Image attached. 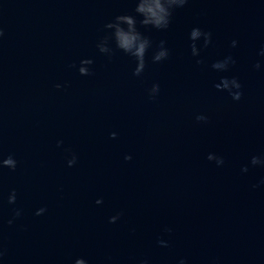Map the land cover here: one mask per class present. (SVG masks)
Wrapping results in <instances>:
<instances>
[{"label": "water", "instance_id": "95a60500", "mask_svg": "<svg viewBox=\"0 0 264 264\" xmlns=\"http://www.w3.org/2000/svg\"><path fill=\"white\" fill-rule=\"evenodd\" d=\"M133 7L0 0V158L17 161L0 169V264H264V166L250 163L264 157V0L174 8L167 30L141 29L152 48L140 76L96 48ZM192 27L211 34L198 57ZM161 40L169 56L153 63ZM228 55L226 71L211 68ZM222 76L237 78L239 100L214 87Z\"/></svg>", "mask_w": 264, "mask_h": 264}, {"label": "clouds", "instance_id": "9594fccd", "mask_svg": "<svg viewBox=\"0 0 264 264\" xmlns=\"http://www.w3.org/2000/svg\"><path fill=\"white\" fill-rule=\"evenodd\" d=\"M188 0H134V7L130 13L115 15L109 22L104 25L106 35L100 38L96 43V48L101 54H105L111 59L114 51H119L130 57L135 62V67L132 71L133 76H140L145 68V56L146 53L152 48V41L149 39L145 31L149 29H155L158 31L167 30L172 17V10L174 8L183 7ZM144 29L145 31H141ZM2 35V31H0ZM202 38V43L199 47V52L202 48L207 47L211 41V34L206 31H202L199 27H192L188 32V41L191 55L198 57L199 52L197 49L198 41ZM236 40L231 41V46H236ZM259 57L264 58V45L260 46L257 52ZM169 56V50L165 46V41L161 40L159 44L153 49L151 59L153 63L161 62L167 59ZM198 64L200 60L196 61ZM93 63L91 59H81L80 65L78 66V73L81 76L90 75V66ZM235 60L231 55L225 56L221 60L214 61L211 64V68L217 71H226L231 64H234ZM253 67L257 70L262 68L260 61H257ZM221 84H214L217 90L226 91L231 98L236 101L241 97V84L236 77H225L220 78ZM60 87L59 84L56 85ZM159 92V85L153 84L152 93L156 94ZM207 117L204 115H197V121H206ZM62 141H57L59 146ZM130 159V157H125ZM211 159V157H209ZM76 162V156L72 155L67 160V165L71 167ZM250 163L252 165L264 166V157L252 156ZM223 159L217 158V165H222ZM17 167V161L12 155L0 158V169L7 168L14 171ZM242 171H247V168H242ZM260 183H264V178H261ZM255 187V185H254ZM16 201V192L11 190L7 196V202L14 204ZM99 203V201H97ZM45 212V208L41 207L36 210V215H41ZM20 210L16 209L14 216H19ZM116 216L109 218V222H115ZM9 224L12 220L8 221ZM162 246H166V242L159 241ZM74 264H87L84 258H76ZM178 264H185L183 259H180Z\"/></svg>", "mask_w": 264, "mask_h": 264}]
</instances>
